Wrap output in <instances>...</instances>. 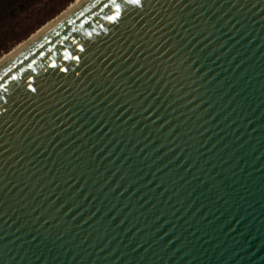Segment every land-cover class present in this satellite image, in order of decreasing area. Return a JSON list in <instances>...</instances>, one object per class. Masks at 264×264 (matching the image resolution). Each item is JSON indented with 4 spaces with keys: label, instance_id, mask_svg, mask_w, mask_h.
Instances as JSON below:
<instances>
[{
    "label": "water",
    "instance_id": "95a60500",
    "mask_svg": "<svg viewBox=\"0 0 264 264\" xmlns=\"http://www.w3.org/2000/svg\"><path fill=\"white\" fill-rule=\"evenodd\" d=\"M0 264H264V0H88L2 65Z\"/></svg>",
    "mask_w": 264,
    "mask_h": 264
},
{
    "label": "rangeland",
    "instance_id": "374dc122",
    "mask_svg": "<svg viewBox=\"0 0 264 264\" xmlns=\"http://www.w3.org/2000/svg\"><path fill=\"white\" fill-rule=\"evenodd\" d=\"M75 0H0V58Z\"/></svg>",
    "mask_w": 264,
    "mask_h": 264
},
{
    "label": "bare ground",
    "instance_id": "6f19581e",
    "mask_svg": "<svg viewBox=\"0 0 264 264\" xmlns=\"http://www.w3.org/2000/svg\"><path fill=\"white\" fill-rule=\"evenodd\" d=\"M87 1L88 0L73 1L64 11L58 14L55 18L40 27L35 33L33 32L31 36H29L21 43L17 44L14 48L10 49L8 53L2 55V57L0 58V67L6 62H8L10 59H12L14 56H16L18 53H20L22 50H24L26 47H28L31 43H33L43 34H45L47 31H49L51 28H53L55 25H57L59 22H61L63 19H65L67 16H69L71 13H73L75 10H77Z\"/></svg>",
    "mask_w": 264,
    "mask_h": 264
},
{
    "label": "snow or ice",
    "instance_id": "6c2138e0",
    "mask_svg": "<svg viewBox=\"0 0 264 264\" xmlns=\"http://www.w3.org/2000/svg\"><path fill=\"white\" fill-rule=\"evenodd\" d=\"M133 3H139L140 0H132Z\"/></svg>",
    "mask_w": 264,
    "mask_h": 264
}]
</instances>
